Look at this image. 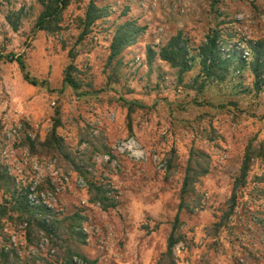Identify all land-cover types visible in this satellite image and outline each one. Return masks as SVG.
I'll use <instances>...</instances> for the list:
<instances>
[{"label":"rangeland","instance_id":"obj_1","mask_svg":"<svg viewBox=\"0 0 264 264\" xmlns=\"http://www.w3.org/2000/svg\"><path fill=\"white\" fill-rule=\"evenodd\" d=\"M90 1L73 0L61 29L48 33L33 31L38 2L0 0V55L24 54L31 77L47 81L33 85L18 62L0 59V149L4 138L8 166L24 186L39 167L45 206L59 217L82 215L84 242L77 236L70 242L96 264H156L178 213L191 150H201L209 170L196 183L200 207L181 213L176 263L264 264V87L257 92L247 66L224 80L205 81L197 58L180 80L158 54L148 59L149 47L159 52L180 30L195 54L214 27L222 29L226 49L237 45L250 57L246 39H264V0H95L109 15L79 40L78 19ZM20 9L14 30L7 16ZM127 19L145 30L107 64L114 32ZM71 49L80 69L78 89L64 82ZM123 99L134 102L130 119ZM57 118L82 172L41 144ZM246 152L250 166L241 183ZM1 163L0 154L6 171ZM90 181L105 183L117 205L104 210L91 202ZM234 190L236 206L225 218ZM4 231L5 249L18 264H67L65 246L43 232L30 240L26 225L12 220Z\"/></svg>","mask_w":264,"mask_h":264},{"label":"trees","instance_id":"obj_2","mask_svg":"<svg viewBox=\"0 0 264 264\" xmlns=\"http://www.w3.org/2000/svg\"><path fill=\"white\" fill-rule=\"evenodd\" d=\"M42 6V10L37 17L33 26V31L44 30L48 33H55L61 29L64 18V12L73 0H35ZM23 14V10L11 11L7 16V20L14 30L19 29V19ZM16 15V19L13 18ZM109 15V11L105 6L98 4L95 0H91L86 8L84 16L79 17V26L81 33L79 40H82L90 33L92 26L97 20ZM145 30L135 19H127L120 23L112 37L110 43V52L107 64H111L118 58L124 49L134 44L140 34ZM226 37L222 29L218 27L211 28L205 36V40L197 47L196 53H192L190 39L180 30L173 35L166 44H164L159 52L149 47V62L158 54L159 57L166 61L173 68L177 69L180 80L186 72L191 70L193 61L199 59L201 65V74L205 81L224 80L229 74L234 76L247 66L250 68L254 77V87L260 92L264 87V39H246L248 48L250 49L247 57L243 51H239L237 45L226 49ZM228 48V47H227ZM71 58L70 64L64 70V82L78 89L80 86L79 77L76 72L80 71L75 63L76 52L74 49L69 51ZM0 59L9 62H18L25 79L33 84H44L47 81H40L36 77H31L27 70V64L24 54H16L10 52L6 55H0ZM124 103L129 104V119L134 110V102L123 99ZM60 118L55 119L50 133L41 144L52 151H56L64 155L72 165H75L79 172L83 168V162L72 153L66 146L63 137L58 133ZM129 129L132 130V124L129 121ZM33 143V142H32ZM264 151V147H263ZM207 153L192 149L188 160L186 175L183 180L181 189V201L176 219L173 224L172 231L168 237L167 248L160 254L156 264H177L174 257V246L183 238L179 231L181 225V213L184 209L194 210L201 205L199 195L196 194V183L200 177L204 176L209 170ZM251 153L246 152L243 163L241 176L239 180L244 183L250 166ZM86 168V167H85ZM87 172V171H86ZM239 185V183L237 184ZM0 191L3 192L4 200L0 203V262L1 264H18V257L11 256V250L5 249L7 235L5 233V222L12 220L24 223L27 229V235L30 240L34 234L43 232L51 238L56 246H65V255L67 264H74V257H80L87 264H96L97 260H91L84 255L79 249L75 248L70 242L72 236H77L79 240L85 239L83 232L78 229L82 215L77 212L68 216L59 217L58 214L45 205L32 206L27 198V194L20 193L14 186V181L0 167ZM90 201L98 204L102 209L109 210L117 205V200L110 195L109 188L103 182L90 181L89 187ZM196 194V195H195ZM195 195V196H194ZM236 191L229 200V211L225 212V218L234 212L236 206ZM78 220H80L78 222Z\"/></svg>","mask_w":264,"mask_h":264},{"label":"built area","instance_id":"obj_3","mask_svg":"<svg viewBox=\"0 0 264 264\" xmlns=\"http://www.w3.org/2000/svg\"><path fill=\"white\" fill-rule=\"evenodd\" d=\"M6 143L7 141L4 138H2V147L0 149V154L2 157L1 164L5 166V169H6L5 172L8 173L12 177L15 188L18 190V192L22 194L24 193L27 194L28 201L32 206L46 205L47 203L46 195L43 192L38 191L37 189V186L41 181L40 179L41 177L39 173L37 172L39 167L37 165L34 166V172L32 174L31 181L28 185L24 186L22 184L21 178L14 175L11 165L8 166L9 161L7 158L9 157L10 153H9L8 146H6Z\"/></svg>","mask_w":264,"mask_h":264}]
</instances>
